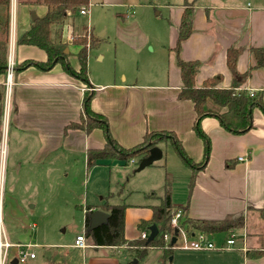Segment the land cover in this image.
<instances>
[{
    "label": "crops",
    "instance_id": "0c3cea01",
    "mask_svg": "<svg viewBox=\"0 0 264 264\" xmlns=\"http://www.w3.org/2000/svg\"><path fill=\"white\" fill-rule=\"evenodd\" d=\"M19 6L24 8L22 11L24 17L20 18L18 26ZM31 11L34 12L36 19L45 14L46 7L42 4H25L18 0H10L7 58L12 59L13 69L11 86L4 98L0 148L3 146L6 130H12L14 141L21 146V149L27 151L25 166H33L36 169L34 179L50 178L54 176L52 169L63 167V176L80 173L81 182L87 183L90 172L95 168H100L103 169L101 178L110 191L100 196L99 199L84 195L73 197L64 205L55 203L57 215L54 220L52 217L49 218L50 214L46 211L39 213L36 219L33 218L35 215L29 214V218L21 203L17 201L15 203L16 216L27 222L25 225L18 222L16 223L18 227L10 229L4 225L6 236L13 244H32L31 250L34 251L35 256L29 260L30 264H124L122 261L126 258L127 252L134 251L135 255L137 254L135 246L94 241L92 235L88 234L92 229L87 230L88 215L96 209L109 214L106 210L108 205L125 204V239L135 241L142 238V233H146L145 238H147L148 227L140 230L138 224L141 220H149L152 217L151 206L159 204L160 197L164 194V177L167 171L164 172L163 177L157 171H148L142 177V173L135 171L139 161L137 162L134 158L128 161L118 158L99 159L94 165L88 167L86 164L88 151L102 149L107 142L106 136L99 127L85 132L78 128H67V125L86 116L84 100L87 96L90 99L89 109L93 113L106 117L110 134L121 147L130 148L139 144L148 131H170L180 140L184 152L194 163L203 162L204 142L194 129L193 104L190 100L177 97L181 81L175 53L170 50L171 76L168 80L165 83L150 85L139 84L137 81L131 82L123 71L119 72L123 75V81L120 78L116 81L114 77L110 79L106 76L108 80L103 82L101 78L95 80L88 76L89 82L85 83L68 74L64 67L55 61L48 70L40 69L35 65L20 67L21 63L26 60L44 62L47 59L45 51L37 46L16 42L35 20L31 17ZM181 13L182 7L179 9V18L176 20L177 27ZM177 27L173 30L174 36L170 48L175 44ZM81 33L73 34L74 36L72 33L67 35L68 56L66 60L75 70L79 68L77 54L70 60L69 53L74 45L78 47H76L78 51L79 46L72 42V38ZM101 36L97 37L101 38ZM230 46L242 48L236 61V68L239 72H244L255 64L256 60L250 49L264 47V4L259 3L253 8L249 4H221L195 8L192 31L189 37L182 42L179 56L183 60L200 61L201 64L195 78L198 86L206 78L221 75L222 80L219 86L228 88L232 83V75L226 64V51ZM5 79L6 73L0 76V83L4 89ZM242 87L249 92L259 93L264 102V68H253ZM251 122L252 127L248 131L234 134L224 129L215 116L202 118L200 127L210 142L208 159L203 168L199 166L195 184L190 193L188 188L186 203L175 204L173 202L172 188L171 201L175 206L187 205L182 215L192 219L222 220L225 217H242L244 222L242 227L226 231L227 233L240 231L241 242L238 244L236 240L233 248L224 251L240 252L243 264H264V254L256 256L247 254L248 251L260 249L263 244L262 235L261 238L257 236L256 230L248 219V217L251 219L255 216L259 217L258 208H264V114L259 107L252 109ZM8 125H11V128ZM166 138L169 136L167 135ZM166 138H159L156 145L161 147L162 141ZM58 156L65 159L61 166L56 159ZM18 162L17 168L19 169L21 161ZM160 166L165 169V164ZM79 168L78 172L74 171ZM85 170L89 171L85 173ZM122 175H124L123 179L126 176V181L134 178L135 184L137 180L145 179L147 175L156 178L154 182L145 181L142 184L146 199L142 202L143 204L128 203L123 198L119 203L110 202V198L117 194L120 196L125 189L124 181L120 180ZM111 180L115 181L116 187H119L117 192H111ZM159 182L163 189L160 195ZM35 206L36 204L29 205L31 209ZM67 212L74 214L73 221L69 220ZM86 217L88 223H86ZM106 223L95 228L103 227ZM59 226L60 229H58ZM69 226L74 232L69 236H63L60 231L64 232ZM187 230L191 237L199 231L197 229ZM78 234L84 235L86 246L74 245ZM215 234L206 235L213 239L211 236ZM155 248H157L156 255L164 259L161 248L159 246ZM171 250V257H168L173 260L174 250ZM178 250L193 252L195 255L203 254L208 261H212L210 264H215L214 259H219L217 252L222 251ZM16 252L15 246L10 247L3 264H18L13 262L16 259ZM138 261L139 259L136 258L133 262L126 264L138 263ZM218 261V264H221L220 260Z\"/></svg>",
    "mask_w": 264,
    "mask_h": 264
},
{
    "label": "rangeland",
    "instance_id": "374dc122",
    "mask_svg": "<svg viewBox=\"0 0 264 264\" xmlns=\"http://www.w3.org/2000/svg\"><path fill=\"white\" fill-rule=\"evenodd\" d=\"M184 1H193L194 9L221 4H249L253 8L259 3L264 4V0H89L88 4L84 6L86 9L85 14H80L78 11L67 16L62 33L63 38L67 41V35L83 32V27L88 25L94 35L102 34L97 46L88 51L87 73L92 79L99 80L101 78L104 82L108 78L113 79L114 77L116 81L119 78L123 81V75L119 73L123 71L131 82L137 81L139 84L148 85L158 84L159 82L165 83L171 76L170 47L174 36L173 30H176L177 27L176 20L179 18V9H181ZM37 8L39 9V7ZM22 11H24V8L19 6L18 26L20 18L23 19L24 17ZM55 29L56 27H53V30ZM87 45L89 46V41ZM73 47L69 53L70 60L77 54L78 47L76 45ZM65 48L68 49V44ZM66 54L68 56V52ZM7 93L8 91L4 92V98ZM9 127L11 128V125ZM161 147L159 148L163 152V157L138 173H142L141 176L143 177L148 171H157L163 177L164 172L167 171L171 177L173 202L184 204L188 195L190 168L175 149L172 138L163 140ZM3 148V158L0 155V192L3 203V221L8 229L18 227L16 224L18 222H22V225L27 222L16 216L17 207H15V203L17 201L21 203L29 218V214L35 215L33 218L36 219L39 213L46 211L47 214H50L49 218L52 217L54 220L55 215H57L55 203L64 205L69 199L84 195L99 199L100 196L106 195L110 191L101 178L103 177V169L100 168H95L90 172L87 183L81 182L79 179L80 173H70L63 176V167L52 169L54 176L50 178L34 179L36 169L33 166H25L27 151L21 149V146L14 141L12 130H6V136L3 137ZM56 159H58L59 166L65 161L64 157L61 156ZM18 161H21V168L19 169L17 168ZM162 164H165V169L160 166ZM79 170L80 168L74 169L75 172ZM88 171L85 170V173ZM123 177L124 175L120 180L121 182L124 181L125 189L120 194L121 198L117 194L110 198V202L119 203L122 202L123 198L128 203L143 204L142 202H145L146 199L142 184L145 181L154 182L156 178L147 175L145 179L141 178L135 184L136 180L134 178L126 181V176L124 179ZM110 186L112 187L111 192H117L116 190L119 189L113 180H111ZM159 188L160 195L163 192L160 182ZM136 189H139V191H136ZM30 204H36V206L31 209ZM73 215L71 212L68 213L70 221L75 219ZM182 217L180 221H182ZM248 219L256 230L257 236L261 238L264 230V219L260 216H255L252 219L248 217ZM180 225L189 229L187 224H181L180 222ZM60 228L59 226L58 229ZM61 231L60 233H63V236H69L74 232L70 226L64 232ZM234 233L239 244L242 235L240 231ZM229 234L230 232L227 233L226 231L216 233L211 236L213 238L211 240L216 244H220L218 242L224 241ZM173 250L174 259L170 260L171 256L164 257V259L162 256H157V248L151 247L148 254L139 259L138 264H210L212 262L208 261V258H205L203 254L198 253L195 255V253L189 251ZM217 253L221 264H243L242 255L238 251L222 250ZM134 259H136L135 252L129 251L122 262L126 264L133 262ZM218 260L214 259V263L218 264Z\"/></svg>",
    "mask_w": 264,
    "mask_h": 264
},
{
    "label": "trees",
    "instance_id": "16d2710c",
    "mask_svg": "<svg viewBox=\"0 0 264 264\" xmlns=\"http://www.w3.org/2000/svg\"><path fill=\"white\" fill-rule=\"evenodd\" d=\"M25 4H42L46 7L43 16H38L31 22L30 27L23 32L16 40L17 44L34 45L45 51L47 59L44 62L26 60L20 67L35 65L36 67L48 70L53 62H59L66 72L73 75L85 83H88L87 59L88 51L97 46L99 37L91 32L89 26L83 27V32L72 38V42L79 46L77 59L78 70L71 67L66 60L67 54L63 52L67 46V41L63 38V28L69 14H74L88 4L89 0H18ZM193 1H184L182 13L177 27L175 44L170 50L175 53L176 64L180 73V90L177 97L179 99L190 100L194 110V129L196 134L204 142V161L196 164L187 156L181 145L180 140L170 131H148L144 134L142 141L130 148L121 147L111 136L108 121L105 116L93 113L89 109L90 99L84 100L85 117H80L79 121L72 122L67 128H78L85 132L91 131L95 127L103 130L106 136V144L102 149L88 151L86 164L88 167L94 165L97 160L105 158H118L128 161L131 158L137 162L147 156L149 149L156 145L159 138L173 139V145L181 155L183 161L191 169L190 180L188 183L189 193L194 184L197 171L203 168L209 156L210 142L208 137L200 127V121L206 116H215L220 125L227 131L240 134L248 131L252 127L251 114L254 107H259L264 114V102L259 93L249 92L244 89L243 84L248 78L253 68H264V47H252L250 50L255 57V64L246 71L239 72L236 68V61L242 48L230 46L226 51V64L232 75V83L228 88H222L219 83L221 75L206 78L201 85L195 82L196 74L200 67L199 60H183L180 56L181 44L186 40L192 31V20L194 15ZM53 27H56L53 30ZM10 30V0H0V76H4L7 67L8 43ZM89 41V46L87 45ZM4 101V86L0 83V140L1 123ZM125 204L108 205V221L103 227L92 229L88 234L92 235L94 241L105 244L135 246L136 258L141 259L148 254V248L159 246L163 257L171 255V248L165 247L164 235L171 234L174 229L171 227L170 219L174 211L187 209V205L175 206L171 201V179L168 172L164 177V194L160 197L157 205L151 206L152 217L149 220H141L138 224L140 230H145L151 224L158 228V235L150 242L147 238H139L135 241H128L124 237V209ZM260 217L264 219V208H258ZM181 224H187L189 229H197L205 234H214L222 231H229L243 226L242 217H225L222 220L192 219L182 215ZM86 223L88 218L86 217ZM262 247L257 250L248 251V255L264 254V231L262 234ZM138 264V263H131Z\"/></svg>",
    "mask_w": 264,
    "mask_h": 264
},
{
    "label": "built area",
    "instance_id": "2783aa9c",
    "mask_svg": "<svg viewBox=\"0 0 264 264\" xmlns=\"http://www.w3.org/2000/svg\"><path fill=\"white\" fill-rule=\"evenodd\" d=\"M80 14H85L86 9L84 7L80 8ZM12 69H13V61L11 58H8L7 67H6V80L5 90L9 91L11 86V77H12ZM4 125L6 126L5 118ZM1 158L4 156V148L1 146L0 148ZM241 160L242 157L240 156ZM182 217V211L177 210L174 211L170 224L171 227L177 228L178 232L176 234V239L173 243H171V238L174 233L164 235L165 247H170L171 249H189V250H228L233 248L236 243L235 233L230 232L229 236L225 239L223 243L216 244L213 240H211L205 233L198 231L193 237L190 236L188 230L180 225V219ZM142 238L146 237V233H142ZM74 245L78 247H84L85 237L83 234H78L75 238ZM12 246L17 248L16 252V260L18 264H30L29 260L34 258L35 253L31 250V243H16L13 244L8 241L6 236L4 221H3V203L0 192V264H3L8 256V249Z\"/></svg>",
    "mask_w": 264,
    "mask_h": 264
},
{
    "label": "water",
    "instance_id": "95a60500",
    "mask_svg": "<svg viewBox=\"0 0 264 264\" xmlns=\"http://www.w3.org/2000/svg\"><path fill=\"white\" fill-rule=\"evenodd\" d=\"M31 17L33 20L35 19V14L33 11H31ZM101 35H102L101 33L97 34V36H99V37ZM67 50L68 49L65 48L64 52H67ZM161 157H162V150L157 145L152 146L149 149L148 155L143 157L139 161L135 171L142 170L146 166H149L150 164H152L154 161L159 160ZM108 216H109V214L107 212L102 211L100 209H96V210L92 211L88 215L89 225L87 227V230L93 229L102 223H106ZM148 230H149V235L147 236V240H146L147 243L152 241L158 235V228L155 224H151L148 227ZM177 232H178V229L174 228V232H173L174 234L171 238V243H173L175 241ZM13 262H17V260L15 259Z\"/></svg>",
    "mask_w": 264,
    "mask_h": 264
}]
</instances>
